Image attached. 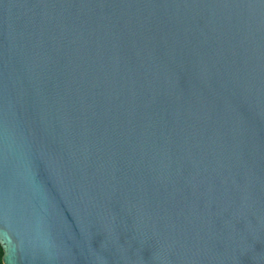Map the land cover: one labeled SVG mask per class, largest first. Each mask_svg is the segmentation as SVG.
I'll return each mask as SVG.
<instances>
[{
	"label": "water",
	"instance_id": "95a60500",
	"mask_svg": "<svg viewBox=\"0 0 264 264\" xmlns=\"http://www.w3.org/2000/svg\"><path fill=\"white\" fill-rule=\"evenodd\" d=\"M5 264H264V0H0Z\"/></svg>",
	"mask_w": 264,
	"mask_h": 264
},
{
	"label": "trees",
	"instance_id": "16d2710c",
	"mask_svg": "<svg viewBox=\"0 0 264 264\" xmlns=\"http://www.w3.org/2000/svg\"><path fill=\"white\" fill-rule=\"evenodd\" d=\"M3 255H4V248H3L2 244L0 243V264H5L3 262Z\"/></svg>",
	"mask_w": 264,
	"mask_h": 264
}]
</instances>
